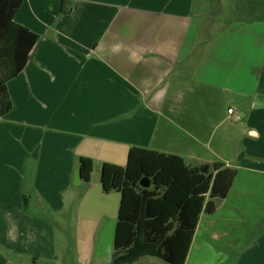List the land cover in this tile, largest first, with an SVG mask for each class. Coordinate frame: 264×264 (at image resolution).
Segmentation results:
<instances>
[{"label":"crops","instance_id":"obj_1","mask_svg":"<svg viewBox=\"0 0 264 264\" xmlns=\"http://www.w3.org/2000/svg\"><path fill=\"white\" fill-rule=\"evenodd\" d=\"M214 7L227 10L22 1L14 20L40 38L0 117V264H112L121 194L104 192L101 168L126 165L133 146L237 168L200 215L185 264H264V20L218 25ZM238 96L252 100L246 123ZM81 157L95 163L89 182Z\"/></svg>","mask_w":264,"mask_h":264},{"label":"trees","instance_id":"obj_2","mask_svg":"<svg viewBox=\"0 0 264 264\" xmlns=\"http://www.w3.org/2000/svg\"><path fill=\"white\" fill-rule=\"evenodd\" d=\"M22 1L0 0V117L12 108L8 81L24 69L40 38L14 20ZM94 169L92 158L81 157L83 181L91 180ZM237 173L223 161L191 166L181 155L138 146L129 150L126 165L105 162L103 190L121 194L112 264L145 254L185 264L200 215L215 212Z\"/></svg>","mask_w":264,"mask_h":264},{"label":"rangeland","instance_id":"obj_3","mask_svg":"<svg viewBox=\"0 0 264 264\" xmlns=\"http://www.w3.org/2000/svg\"><path fill=\"white\" fill-rule=\"evenodd\" d=\"M211 1L216 2V0ZM221 2H223V5L227 9L225 14L222 13V15H220V8L214 7V11H212L211 15V18L217 19L216 21L218 22V25H222V23L225 21L233 22L235 20L240 21L241 19L253 20L254 22H259L258 19L264 20V0H221ZM250 103H252L251 99L247 101H240L238 96V106H240L238 112L239 123L247 122V113L251 110V107H249ZM256 104L259 106V101H256ZM230 105L235 107L234 102H232ZM150 260L154 261L155 263L169 264L158 256H145L141 258L136 264H145ZM69 262H71L70 259Z\"/></svg>","mask_w":264,"mask_h":264},{"label":"built area","instance_id":"obj_4","mask_svg":"<svg viewBox=\"0 0 264 264\" xmlns=\"http://www.w3.org/2000/svg\"><path fill=\"white\" fill-rule=\"evenodd\" d=\"M229 112L232 113L233 112V108H229ZM237 118H239V117H237Z\"/></svg>","mask_w":264,"mask_h":264},{"label":"water","instance_id":"obj_5","mask_svg":"<svg viewBox=\"0 0 264 264\" xmlns=\"http://www.w3.org/2000/svg\"><path fill=\"white\" fill-rule=\"evenodd\" d=\"M145 185H148V183H144Z\"/></svg>","mask_w":264,"mask_h":264}]
</instances>
